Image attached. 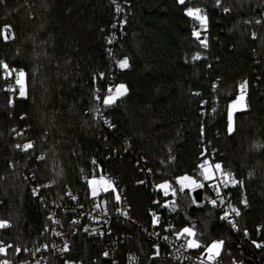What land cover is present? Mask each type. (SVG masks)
I'll use <instances>...</instances> for the list:
<instances>
[{"label": "trees", "instance_id": "16d2710c", "mask_svg": "<svg viewBox=\"0 0 264 264\" xmlns=\"http://www.w3.org/2000/svg\"><path fill=\"white\" fill-rule=\"evenodd\" d=\"M116 1L121 0H0V30L11 26L7 42L0 37V60L26 73L22 98L6 91L13 80L4 79L0 69V220L10 223L0 229V239L21 247L20 253L9 250L8 257L15 261L25 245L45 237V212L20 174L23 165L38 183L52 182L47 189L52 197L63 200L68 185L89 203L86 180L99 175L103 162L124 186L131 214L146 217L151 197L122 152L126 143L146 157L157 181L169 180L177 190L175 177L191 173L205 156L201 152L215 149L213 162H222L244 181L231 190L241 210L240 226L248 233L245 251L264 264V243L250 242L258 227L264 241V0H221L220 5L216 0H186L184 5L122 0L126 23L114 55L127 56L130 66L117 67L114 74L115 84L124 82L129 91L108 107L114 127L103 136L94 122L93 95L103 80L99 74L108 69L106 36ZM187 7H199L208 16L207 48L192 36L196 20L185 15ZM197 53L201 59L193 60ZM244 81L249 108L234 114L236 131L229 135L227 105ZM14 127L25 141L34 142V150L14 147ZM107 196L113 203V195ZM245 198L248 207L239 203ZM174 199L178 230L195 225L203 245L223 240V251H234L238 232L220 219L218 208L192 204L187 189ZM118 226L134 234L122 252L132 247L147 264L151 244L129 224ZM69 252L91 260L99 258L100 246L76 234Z\"/></svg>", "mask_w": 264, "mask_h": 264}, {"label": "built area", "instance_id": "2783aa9c", "mask_svg": "<svg viewBox=\"0 0 264 264\" xmlns=\"http://www.w3.org/2000/svg\"><path fill=\"white\" fill-rule=\"evenodd\" d=\"M122 2V0L119 2L116 1V5L119 4L121 7V11H116L111 23L110 32L106 36L107 41L109 38H111L112 41L111 43H108L106 48L108 56V69L105 72L101 85L95 88V93L93 95L94 122L95 126H97V128L102 132L103 136H106L108 133H110L113 128L109 126L113 125L110 114L108 113L109 106L103 105L102 98L107 94L108 86L113 85L114 88L115 85L114 70L118 67L115 62L119 59L114 55L115 45L121 46L120 38L123 34V30L121 28L122 25L120 24V22L123 21L122 15L124 13ZM113 25L116 26L113 27ZM191 28L192 30H200L201 37L206 35V31L200 29L198 21L193 22ZM110 51L112 53L111 55ZM14 76L15 73H13L11 76L13 81ZM239 91L240 89H238L237 94H239ZM96 95L101 96L100 101H96L94 99ZM105 121H108V123H105ZM17 133H21V131L14 127V145H23L24 143H27V141L23 139V135H17ZM121 149L123 153H127L130 156L133 167L139 174V179H137L136 182L138 183L139 181H144L142 185L145 186L150 194L151 201L146 217L138 218L131 214V205L129 204L125 188L120 183L114 169L108 171L105 170V172L102 174L100 167L99 175H103L106 178L114 181L118 191L120 192L122 201L117 203L114 200L113 194V203H110L107 194L101 193L98 197L92 198L89 203H84L80 199L78 192L68 185H65L64 187L65 198L63 200L52 197L49 195V193H47V189L52 186V182L47 180L43 183H38V181L35 179L33 171L27 168L26 165H23L21 167L20 174L27 183L32 194L33 189L38 185H48V187H41L39 189L38 195H33L38 199L42 209L45 212L48 230L46 231L44 229V238L36 239L25 245L24 248L26 247L28 251H23V248L21 256L15 261L11 260L10 257H4L3 255H0V259H10L12 264H37V261H39V264H65L66 260L73 262V264H142L139 253L136 251V249L130 247L122 252L123 245L127 242H132L134 234L132 230L120 228L118 225L121 222L129 224L131 228L139 231L145 241L151 244L153 253L156 251L153 246L159 245V256H154L152 253V258H148L147 264H201V260L204 261V264H248V259L251 258V256L247 255L245 251L248 237L245 235V229L241 228L240 226V216L235 217L234 214L231 218H234L237 221L238 227L236 229H232L238 232V238L233 252L230 250L223 251L222 249L221 254L216 257L214 261L209 262L204 256H201L203 248L186 249L183 247L185 240L183 238L177 239V237L174 235V232L178 231L173 219L176 210L173 211L170 208L163 207L166 201H171L174 199L171 193L165 197L162 190H159L155 187L156 184L161 182L157 181L153 177L151 171H149L150 167L147 163L146 157L143 154L138 151H133L126 143L121 145ZM18 150L21 151L20 149ZM214 152L215 149L213 148L206 149L204 151V158H202L201 161L198 162V164L193 168L191 174L194 176L199 175L200 169L198 168V165L203 161V159H209L214 164L215 162L212 160ZM218 175L219 174H217V176ZM210 183L213 182H205V188L201 189V200L199 204L208 203L207 199L217 198L214 189L207 186ZM231 188V185H229L228 188H224L223 184H221L222 195L225 197L226 203L223 205L218 204L216 207L219 209L220 217L223 214V211L227 210L228 202H231L233 205L239 207L238 203L234 200ZM69 192L72 196H76L77 199L73 200L71 196L68 195ZM191 196H193L192 192ZM105 200L108 201L107 213L104 211L105 205L103 202ZM97 204H99L100 207H96ZM117 209L127 211L128 216H124L122 213L117 212ZM153 212H155L160 217V225L152 224ZM49 217L52 219H49ZM94 217H98V219H94ZM73 220L78 221V223L73 224ZM54 221H59V223H55ZM168 225H172L173 227L169 228ZM52 229H55V232L62 233V235H55ZM85 229H87V231ZM92 229H96L97 231L94 233L92 232ZM259 231L260 228L258 227L256 237L251 239L250 242L255 245L253 241H256L262 246L264 241L259 238ZM101 232L103 235H100ZM76 234H82L92 242L99 244V258H92L91 260H86L83 257L74 258L69 255L70 252L62 253L60 251L65 242H67L70 247L71 238ZM165 236L168 237L167 240L163 239ZM45 244L48 245L47 249L41 247ZM38 247L41 248V250L33 255L32 253ZM105 251L109 253L107 257L103 255ZM153 258L155 261H153Z\"/></svg>", "mask_w": 264, "mask_h": 264}, {"label": "snow or ice", "instance_id": "6c2138e0", "mask_svg": "<svg viewBox=\"0 0 264 264\" xmlns=\"http://www.w3.org/2000/svg\"><path fill=\"white\" fill-rule=\"evenodd\" d=\"M176 2L179 5H184L186 3V0H176ZM113 3H115V0H113ZM216 4L220 5L221 0H216ZM116 11L120 12L121 7L119 4L116 5ZM225 12L229 11V9L225 8ZM185 15L191 18H194L196 21L199 22L200 29L201 30H207L208 27V16L204 14V10L199 7H187L184 9ZM126 21H121L120 24H125ZM259 23V21H257ZM116 25H113L115 27ZM11 31L10 25H5L2 30H0V37H2L6 42L9 39L8 33ZM192 36L196 38L199 41V44L203 48L208 47V39L205 36L203 39H201V31L197 29H193ZM253 38L256 37V33H252ZM12 39H15V34H12ZM111 38H109L108 43H111ZM110 51V55H111ZM201 59V56L199 53H197L195 56H193V60H199ZM118 67L123 70L127 69L129 64V58L127 56L123 57L122 59H118L115 62ZM211 67V66H209ZM0 69L3 70V78L8 79L12 76L13 73H15V84L18 86L19 91V97H26V73L23 69H14L10 68L9 64L4 61L0 60ZM104 73H100L99 77L101 79L104 78ZM96 77H94L95 79ZM247 81H244L239 85V94L235 97V99H232L230 103L227 106V133L229 135H232L236 131V124L234 119V114H236L239 111H246L249 108V105L247 103ZM213 87H216L214 84ZM16 88H8L6 91H12L16 92ZM129 89L128 86L124 83H119L114 85H109L107 88V94L103 96L102 102L104 106H111L114 105L120 98L124 97L128 93ZM193 95H200V93L196 92L193 93ZM96 101L101 100L100 95H96L94 97ZM9 105H12L14 103V99H9L8 101ZM202 104L206 103L205 101H201ZM22 119L24 117H21ZM105 123H108V121H105ZM110 127H114V125H109ZM204 128L202 126L201 133L203 134ZM21 133H17V135H20ZM15 148L20 149L21 151H24L25 153L28 152V150H34V142L28 141L27 143H24L23 145L16 144L14 145ZM205 153L202 151L201 156H204ZM37 159H43V157H37ZM93 164H95V159L92 161ZM198 168L200 169V173L198 176H192L185 173L184 175L175 177V184L179 186L178 190L173 186V183L169 180H164L163 182L156 184L155 187L159 190H162L165 197L171 193L172 197H177V193L184 192L185 189H188L189 192H195L197 189H203L205 188V182L212 181L213 183L208 184L207 186L209 188L214 189L216 199H207V202L213 206V208L217 207L219 205H223L226 203L225 197L222 195L221 191V184H223L224 188H228L229 185L231 186H237L240 187L244 186L243 180H238L235 176V174L231 170H225L222 162H216L212 163L209 159H203L201 163H199ZM149 171H151L149 169ZM217 174H219L217 176ZM251 175V173L249 174ZM88 189L90 191V196L92 198L98 197L101 193L108 194L112 196L114 194V200L117 203H120L122 201V197L120 195V192L118 191L115 183L113 180L106 178L105 176L101 175L99 177H96L93 175L91 178H87L86 180ZM138 183L143 184L144 181H139ZM41 187H48V185L43 186H37L33 189V195L39 194V189ZM69 196L73 200H76V196H72L71 193H68ZM105 208L104 211L107 213V205L108 201L105 200L104 202ZM158 203V202H154ZM191 203L194 205H198L200 203L199 199V193L197 192L195 195L192 196ZM239 203L243 204L245 207H248V200L241 199ZM82 207V205H81ZM96 207H100L99 204L96 205ZM163 207L170 208L171 210L175 211L178 207L177 200L173 199L171 201H166ZM117 212L122 213L124 216H128V212L122 209H117ZM239 217L241 215V210L239 207L233 205L231 202H228V208L227 210L223 211V214L221 215V220H227V222L231 225L233 229H236L238 227L237 221L234 218H231L232 216ZM49 219H52L49 217ZM94 219H98V217H94ZM55 223H59V221H54ZM73 224L78 223V221L73 220ZM152 224L153 225H160L161 219L160 217L153 212L152 213ZM10 226V223L8 220H0V229H6ZM169 228H172V225H168ZM45 230H48V226H45ZM87 231V229H85ZM52 231L55 233V235L59 236L62 235L60 232H55V229H52ZM96 229H92V232H96ZM247 230H245V235H247ZM100 235H103L101 232ZM174 235L177 237V239L184 238L185 244L183 247L186 249H200L203 247V252L201 253V256H204L205 259L209 262L214 261L216 257H218L221 254L222 247L224 245L223 240H212L211 243L207 245H203L202 240V234H198L195 225H186L183 228H181L178 231L174 232ZM164 240H167L168 237H163ZM253 243L260 247L261 245L257 243L256 241H253ZM41 247L47 249L48 245H42ZM156 251H154V256H159V245L153 246ZM14 249L15 253L21 252V247L18 245H13L12 243L5 244L3 240H0V255H3L4 257L8 256L9 250ZM41 248H36L35 251L32 253L35 255V253L39 252ZM23 251L27 252L28 249L25 247ZM62 253H67L70 251L69 244L67 242L64 243L63 247L60 249ZM105 257L109 255L107 251L103 253ZM0 264H12V261L7 258L0 259ZM37 264H39V261H37ZM65 264H73L71 261H65ZM201 264H204V261L201 260Z\"/></svg>", "mask_w": 264, "mask_h": 264}, {"label": "water", "instance_id": "95a60500", "mask_svg": "<svg viewBox=\"0 0 264 264\" xmlns=\"http://www.w3.org/2000/svg\"><path fill=\"white\" fill-rule=\"evenodd\" d=\"M104 172H105L104 163L101 162V173L103 174ZM197 192L199 193V199L201 200V189L195 190V192H192V195H195ZM248 264H258V262L255 258H249Z\"/></svg>", "mask_w": 264, "mask_h": 264}, {"label": "rangeland", "instance_id": "374dc122", "mask_svg": "<svg viewBox=\"0 0 264 264\" xmlns=\"http://www.w3.org/2000/svg\"><path fill=\"white\" fill-rule=\"evenodd\" d=\"M13 82H14L13 88L15 87V88L17 89V90H16V91H17L16 94H19L18 86L15 84V76H14V81H13ZM119 83H124V82H121V81H120V82H117V84H119ZM124 84H125V83H124ZM240 84H241V83H240ZM240 84H239V85H240ZM115 85H116V84H115ZM239 85H238V88H237V89H239ZM237 95H238V94H237ZM237 95H236V96H237ZM234 99H235V98H234ZM229 103H230V101H229ZM229 103H228V104H229ZM227 106H228V105H227ZM187 174H188V175H192V176H194V175L191 174V173H187ZM182 175H184V174H182ZM95 176H96V177H99V176H101V175H95ZM179 176H181V175H179ZM91 177H92V176H91ZM91 177H90V178H91ZM187 190H188V189H187ZM89 192H90V191H89ZM190 194H191V192H190ZM191 197H192V196H191ZM186 225H189V224H185V225L181 226V228H183V227L186 226ZM189 226H190V225H189ZM181 228H180V229H181ZM180 229H179V230H180ZM183 239H184V238H183Z\"/></svg>", "mask_w": 264, "mask_h": 264}, {"label": "crops", "instance_id": "0c3cea01", "mask_svg": "<svg viewBox=\"0 0 264 264\" xmlns=\"http://www.w3.org/2000/svg\"><path fill=\"white\" fill-rule=\"evenodd\" d=\"M122 59V58H121Z\"/></svg>", "mask_w": 264, "mask_h": 264}]
</instances>
